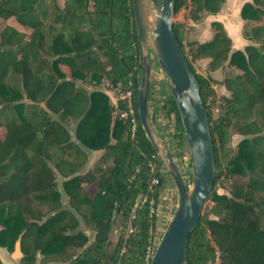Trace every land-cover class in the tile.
<instances>
[{
    "label": "trees",
    "instance_id": "1",
    "mask_svg": "<svg viewBox=\"0 0 264 264\" xmlns=\"http://www.w3.org/2000/svg\"><path fill=\"white\" fill-rule=\"evenodd\" d=\"M224 2L175 0V14L190 4L197 22ZM240 15L251 26L242 47L218 20L210 39L191 43L193 59L209 58L211 70L225 64L234 70L216 116L212 78L196 70L174 23L208 112L216 172L214 204L189 236L185 264H211L214 244L223 264H264V0H245ZM141 68L132 0H0V170L20 161L0 173V246L13 251L21 237L23 264H37L39 255L52 264L150 263L158 218L150 201L158 204L166 177L151 189L156 150L140 120ZM130 81L134 132L130 119L120 117L125 105L100 89L105 82L127 89ZM164 94L162 108L175 113L180 142L186 136L179 110L169 87ZM234 124L244 137L224 164ZM96 150L103 152L88 167ZM226 174L247 180L220 193ZM117 218L122 232L109 253ZM82 219L92 235L81 229ZM69 250L66 260H56Z\"/></svg>",
    "mask_w": 264,
    "mask_h": 264
},
{
    "label": "water",
    "instance_id": "2",
    "mask_svg": "<svg viewBox=\"0 0 264 264\" xmlns=\"http://www.w3.org/2000/svg\"><path fill=\"white\" fill-rule=\"evenodd\" d=\"M132 5L142 60L138 85L140 120L177 191L175 209L149 264H185L189 236L198 225L214 190L216 172L210 121L197 77L174 31L175 0H132ZM150 52L165 73L179 110L190 159L189 184L168 144L152 126L155 115L149 111ZM86 88L91 91V88ZM21 256L19 237L13 257Z\"/></svg>",
    "mask_w": 264,
    "mask_h": 264
},
{
    "label": "rangeland",
    "instance_id": "3",
    "mask_svg": "<svg viewBox=\"0 0 264 264\" xmlns=\"http://www.w3.org/2000/svg\"><path fill=\"white\" fill-rule=\"evenodd\" d=\"M245 0H225V2L222 5V8L219 12L217 13H203L201 20L196 24L193 25L192 24V20L190 18V4L187 7H183L178 13L174 14L173 16V21L174 23H177L178 26H180L181 29H183L184 32V39H183V43H184V47H185V52L188 56V58L192 61V64L194 65V67L196 68V70L206 76H209L212 78V85L215 89V96H214V101H213V105H212V113L214 116L219 114V105L221 102V96L224 93L229 94L226 91L225 88V83L224 80L226 77H228L229 75H231L234 70L228 66V65H223L220 68L216 69V70H211L208 67V62L209 59L208 58H198V59H193V55L191 52V43H199L198 41H203V40H207L208 38H211L212 35L215 33V27L212 25V21L214 20H218L220 22L223 23L225 29L227 30V32L229 33V35L232 37L233 40V44L236 47H242L245 43L249 42L246 38H245V34L246 31H250L251 30V26L248 24L247 20H243L241 15H240V11L241 8L244 4ZM196 45V44H195ZM155 59L151 60V62H154ZM162 77V76H161ZM159 72L157 73L155 68H153V71L151 73V82H150V87L151 90L154 89V91H152V98L150 99L151 102L155 101V95H157L156 91H157V83H158V78H161ZM167 82V79H163V81L161 82V87H163V84ZM88 87V86H87ZM165 90L168 92V87L166 85ZM163 91V88H162ZM153 99V101H152ZM161 104H162V100ZM149 104V107L151 109L154 108L155 103ZM163 104L161 105L162 108ZM151 114L153 113V110L150 111ZM160 112H162L160 115V121L159 125L155 124V126L157 128H160L163 130L164 127L165 129V133L166 131H168L170 135H172L171 133L173 131H176L177 128V122H176V115L174 112H172L170 115L166 114V111L163 110ZM153 122H155V119L152 120V124ZM74 127V125H73ZM4 127H0V135L2 136L4 134ZM174 135V134H173ZM173 135L171 137H173ZM177 135V134H176ZM244 136L239 133V125L238 124H234L231 128V138L229 143L227 144L226 148L224 151L221 152V155L223 157V161L224 164H226L227 160L229 157H231L232 155H234L236 153L237 150V144L238 142L243 138ZM175 138V136H174ZM175 143H173L172 145V149H173V157L176 161V163L179 166H183V160L181 159V153H179V151L177 150V146H176V138L174 139ZM182 148L187 151L186 152V157L188 159V146H187V141L186 139L183 140V143L181 144ZM187 162H189V160H187ZM20 163V161L18 159H15L13 161H11L9 163V166L7 168H3L1 169L0 173L2 174H8L10 173L14 167L18 166ZM92 162L89 163L88 167H91L93 165ZM188 169L187 168H183V174L184 177L186 179L187 184L190 183V164L188 165ZM166 177V182H168V185L170 186V190L168 189L167 191L166 188L164 187V184L162 185L161 188V192H162V196H160L159 198V202H158V218H157V225H156V229L154 231V235H155V244L157 245L161 235L163 234V231L169 221V219L171 218L173 211L175 209V204L177 202V191L176 188L171 180V178L169 177L168 174L165 175ZM61 179L62 177H59V181L61 183ZM247 180L246 177H240V176H230L228 174L223 175L221 177V179L219 180L216 189L218 192L220 193H228L231 189L232 183L234 181H243L245 182ZM89 189L92 191L93 190V185H91L89 187ZM163 190V191H162ZM214 202H212V200H210L205 208L207 210H210L211 207L213 206ZM203 211V212H204ZM212 215V214H211ZM81 229L86 230V232L89 235H92V230L89 227V225L82 219L81 220ZM122 232V224H121V220L117 218V220L113 223L112 226V230L110 233V245L108 247V252H112L115 243L118 240L119 235ZM14 251V250H13ZM13 251H9L6 248H3L0 246V256L3 257L4 259V263L3 264H18L15 258L11 259L10 258V253ZM72 251H68L67 253H65L63 256H60L58 258H56V260H60V261H64L66 260ZM39 258L42 260V264H52V262L46 258L43 259V257L41 255H39Z\"/></svg>",
    "mask_w": 264,
    "mask_h": 264
},
{
    "label": "built area",
    "instance_id": "4",
    "mask_svg": "<svg viewBox=\"0 0 264 264\" xmlns=\"http://www.w3.org/2000/svg\"><path fill=\"white\" fill-rule=\"evenodd\" d=\"M150 61L155 59V56L152 52H150L149 55ZM153 68H155L156 72L160 74L161 78H158V83H157V95H155V101L151 102V98H152V91L150 89V98H149V104L151 102L152 106L153 103H155V106L153 109H151L149 107V111L153 110V113L155 115V120L158 122L160 121V115H162L160 112L163 111V108H161V101L162 99H164L165 94L162 91L161 87V82L163 81V79L166 80V76L165 73L163 72V70L161 69V67L157 64L156 59L154 60V62H151V73L153 71ZM100 89L103 90L104 92H106L107 94L110 95L112 101L116 104H119V102H122L125 105V109L120 111V117L122 118H129L130 122H131V130L134 132L136 127H137V116H136V110L134 107V103H133V91H134V81H130L129 83V87L127 89H123V87L120 84H111L109 82H105L104 84H102V86H100ZM155 92V91H154ZM153 101V99H152ZM151 114V112H150ZM159 123V122H158ZM176 148L179 151V153H181V159L183 160V166H179L182 173H183V168L187 165L190 164V159H189V152H188V159L187 157L185 158V156L183 155L182 152V146L179 143V141L176 138ZM187 160H189V162H187ZM149 167H150V187L153 190V187L156 185L161 184V176L162 175H166V169L163 163V160L161 158V156L159 155V153L155 152L152 153V155L149 158ZM165 182V181H164ZM164 182L162 184H164ZM147 195H143L141 196L140 202L143 203L144 201L147 200ZM151 213L152 214H156V216L158 217V204L154 205V200L152 199L151 201ZM215 246V257L214 260L211 264H223L222 258H221V251L219 250V247L214 244ZM150 256L152 255V251L149 254Z\"/></svg>",
    "mask_w": 264,
    "mask_h": 264
},
{
    "label": "crops",
    "instance_id": "5",
    "mask_svg": "<svg viewBox=\"0 0 264 264\" xmlns=\"http://www.w3.org/2000/svg\"><path fill=\"white\" fill-rule=\"evenodd\" d=\"M199 21H197V22H193L192 21V24L193 25H196L197 23H198ZM183 34H184V32H183ZM208 39H210V38H208ZM207 39V40H208ZM205 40H203V41H198V42H204ZM209 59V58H208ZM165 88H166V83H164L163 84V92L165 91ZM110 96V95H109ZM111 101H112V99H111ZM113 102V101H112ZM170 115V114H169ZM155 124H158L159 125V123L155 120V122H153V124H152V126H153V128H154V130L156 131V133L159 135V137H161L167 144H168V146H169V148H170V150H171V152L173 153V149H172V145H173V143H175V138H177V140H178V136L176 135L178 132H179V129H178V127H175V128H177V130L176 131H173L171 134L173 135V137H171L172 135H170V136H168L170 133L168 132V131H166V133H165V129H164V127H161V128H163V130L162 129H160V128H157L156 126H155ZM174 136H175V138H174ZM180 138V137H179ZM179 141V140H178ZM180 144H182L183 143V140L182 141H180L179 142ZM102 152H103V150H96L94 153H93V157H92V160H91V162L92 163H94V161L102 154ZM182 152H183V155L185 156V158H186V152L187 151H185L183 148H182ZM91 163V164H92ZM186 168L188 169L189 167H188V165L186 166ZM164 187L166 188V190L165 191H167L168 189L170 190V186L168 185V182H166V180H165V184H164ZM163 191V190H162ZM160 196H162V192L160 191ZM15 249V248H14ZM13 253H14V251L13 252H11L10 253V258L11 259H13V258H15V257H13ZM1 257V259H2V262L4 261V259H3V257L2 256H0ZM16 259V258H15ZM38 259H40V258H38ZM4 263V262H3ZM38 263V262H37Z\"/></svg>",
    "mask_w": 264,
    "mask_h": 264
},
{
    "label": "flooded vegetation",
    "instance_id": "6",
    "mask_svg": "<svg viewBox=\"0 0 264 264\" xmlns=\"http://www.w3.org/2000/svg\"><path fill=\"white\" fill-rule=\"evenodd\" d=\"M80 226H81V224H80ZM23 256H24V254H23ZM23 256H21L19 258H16V260L18 259V261H17L18 264H23V262H22ZM37 264H42V260L41 259H38V263Z\"/></svg>",
    "mask_w": 264,
    "mask_h": 264
}]
</instances>
